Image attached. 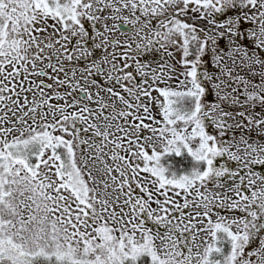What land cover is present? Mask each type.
<instances>
[{
    "label": "snow or ice",
    "instance_id": "snow-or-ice-1",
    "mask_svg": "<svg viewBox=\"0 0 264 264\" xmlns=\"http://www.w3.org/2000/svg\"><path fill=\"white\" fill-rule=\"evenodd\" d=\"M0 264H264V0H0Z\"/></svg>",
    "mask_w": 264,
    "mask_h": 264
}]
</instances>
